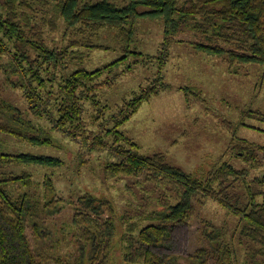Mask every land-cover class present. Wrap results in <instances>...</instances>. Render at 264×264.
<instances>
[{"label":"trees","instance_id":"trees-1","mask_svg":"<svg viewBox=\"0 0 264 264\" xmlns=\"http://www.w3.org/2000/svg\"><path fill=\"white\" fill-rule=\"evenodd\" d=\"M38 6L52 11L49 20L43 17L35 21ZM141 18L162 21L163 39L156 56H146L134 46ZM57 20L66 30L75 29L76 35L89 33L93 37L102 30L115 31L123 56L95 70L72 69L83 61L79 48H108L84 39L61 48L49 47L42 28L55 30ZM182 31L199 35L203 41L192 43L193 49L225 57L229 69L238 65L264 67V0H0V59H10L13 70L8 80L21 90L26 112L44 122L35 126L0 98V134L37 147L56 146L59 135L88 153L106 152L114 158L104 167L106 175L141 177L161 188L165 198L157 200V209L147 210L148 205H144L134 215L119 216L111 199L89 193L79 196L69 233L75 238V252L69 257L47 258L44 248L39 243L31 245L25 233L29 222L36 239L45 237V229L37 223L39 201L27 193L15 199L7 186L10 182L30 187V174L0 179V264H48L51 259L54 264H240L231 243L214 229L204 233L209 248L192 255H161L153 250L165 246L172 225L189 222L197 197L216 201L239 219V241L246 249L242 264H259L258 258H264V176H253L248 168L236 169L222 162L206 178H198L170 164L160 153L139 154L138 145L121 130L144 103L171 88L163 72L170 46ZM130 57L136 64L140 59L154 60L155 78L107 115L110 108L99 95L133 69L127 64ZM122 66L124 70L117 72ZM246 115L264 120L257 111H247ZM256 150L264 153V143L256 149L249 143L238 149L241 154L237 156L252 170L260 168ZM12 163L48 168L63 164L47 155L0 153L1 165ZM45 185L54 190L50 178ZM52 200L47 198L44 213ZM241 202L243 206L238 207ZM119 227L120 256L116 259L113 243Z\"/></svg>","mask_w":264,"mask_h":264},{"label":"rangeland","instance_id":"rangeland-1","mask_svg":"<svg viewBox=\"0 0 264 264\" xmlns=\"http://www.w3.org/2000/svg\"><path fill=\"white\" fill-rule=\"evenodd\" d=\"M42 9L38 6L36 22L43 17L49 20L52 16L51 10ZM64 26L62 21L57 20L55 30L49 26L42 28L49 47L61 48L72 41L84 39L90 40L93 45L108 48H79L83 61L72 69L95 70L123 56L115 31L102 30L90 37L89 33L76 35L75 29L66 30ZM162 32L161 19L141 18L137 23L134 46L146 56H156L162 43ZM174 40L163 72L164 81L171 88L144 103L121 130L138 145L139 154L149 156L160 153L170 164L198 178H206L207 173L222 162H228L236 169L248 168L253 176H264V153L256 150L260 168L252 170L239 158L241 153L238 151L247 143L255 149L264 143V120L246 115L251 110L264 117V67L238 65L229 69L225 57L208 56L193 49L192 43H200L203 39L187 31L179 33ZM10 64L7 56L0 59V98L19 109L35 126L44 125L26 112L27 105L21 90L10 84L8 76L13 70ZM127 64L133 69L122 74L111 88H106L99 95L110 108L107 115L155 78L157 65L154 60L140 59L136 64L130 57ZM124 68L120 67L117 72L121 73ZM56 138L58 142L54 147H37L0 134V153L47 155L63 162L55 168L0 164V179L30 174V187L10 182L7 186L15 199L27 193L39 201L37 223L45 229V237L36 239L29 222L26 223L25 233L31 245L39 243L40 248H44L47 258L52 255L69 257L75 252L72 243L75 238L69 237L71 217L76 199L83 194L111 199L119 216L134 215L144 205H148L147 210L158 208L157 200L164 198L161 188L146 183L141 177L108 176L104 167L114 160L111 155L106 152L88 153L59 135ZM47 178L51 179L53 191L45 185ZM47 198L53 200L48 205V212L44 213ZM242 206V202L238 203V207ZM207 229L220 232V238L231 243L238 262L242 264L246 249L239 241V219L216 201L200 197L193 201L189 222L172 225L171 237L165 246L154 247L153 250L161 255L188 256L208 249L210 244L204 235ZM120 230L119 227L113 243L116 259L120 256ZM258 262L264 264V258H258ZM48 264H54V261L48 260ZM209 264L212 262L209 261Z\"/></svg>","mask_w":264,"mask_h":264}]
</instances>
